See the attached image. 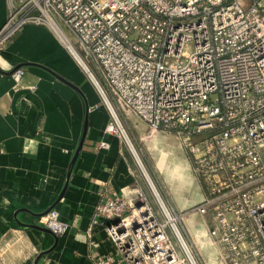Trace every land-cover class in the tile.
<instances>
[{
    "label": "built area",
    "instance_id": "obj_1",
    "mask_svg": "<svg viewBox=\"0 0 264 264\" xmlns=\"http://www.w3.org/2000/svg\"><path fill=\"white\" fill-rule=\"evenodd\" d=\"M30 24L62 33L114 117L107 93L127 116L172 134L204 189L184 213H170L155 191L166 222L141 188L111 194L92 224L115 253L95 263L197 264L177 223L199 217L222 264H264V0H11L0 51ZM24 75L11 72L16 87ZM114 126L109 133L130 142ZM41 225L57 238L71 230L56 209Z\"/></svg>",
    "mask_w": 264,
    "mask_h": 264
},
{
    "label": "crops",
    "instance_id": "obj_2",
    "mask_svg": "<svg viewBox=\"0 0 264 264\" xmlns=\"http://www.w3.org/2000/svg\"><path fill=\"white\" fill-rule=\"evenodd\" d=\"M10 9L11 0H0V30ZM17 68L25 69L19 87L11 76ZM131 117L167 204L178 213L198 205L204 189L179 141ZM112 125L94 84L49 28L26 25L3 47L0 264H37L42 255L38 264H96L97 255L115 253L104 227L93 228L95 210L113 193L142 188L143 178L123 139L109 133ZM52 208L71 226L63 237L33 228L43 227L41 218ZM91 228L97 247L90 246ZM191 230L199 264H222L220 249L208 237L207 221L193 220Z\"/></svg>",
    "mask_w": 264,
    "mask_h": 264
},
{
    "label": "rangeland",
    "instance_id": "obj_3",
    "mask_svg": "<svg viewBox=\"0 0 264 264\" xmlns=\"http://www.w3.org/2000/svg\"><path fill=\"white\" fill-rule=\"evenodd\" d=\"M61 28L63 29V31L67 35V37L74 43L75 40L73 38V35L69 32V30L66 27H64L63 25H61ZM77 48L79 50V47H77ZM85 60L94 69L93 64L89 61V59L85 57ZM94 72L97 73L95 69H94ZM100 83L102 85V81H100ZM95 89H96V91H98L96 87H95ZM107 94H108L110 101H112V103L114 105V109H115V112L117 115V118H116L110 113L111 118H112V122L115 125L114 127L124 130L126 132L128 138H129V140H130V142H129L126 138H122L124 143H125L127 150L130 152V154L133 158L134 164H135L138 172L141 174V176L143 178V187L141 189L143 190V192L147 196L149 203L154 208V210L159 215H161L162 222H166L165 215L163 213V210H162L161 205L159 203V200L157 198L156 192L159 194L160 198L165 203V205L168 208V210L170 211V213H172L173 210L167 204L166 200L163 197V192H162L163 188L159 183L160 179L158 177V174L155 172V170L153 168V166H154L153 161H152V159H148V157H146V155L144 153L143 145L140 142H138V140H137L138 136H136V134H135V129H134L135 124L133 123V121L131 119L132 118L131 115L127 116L123 111L118 109L115 106V103L113 101L111 94H109V93H107ZM143 123L145 126L146 123L145 122H143ZM131 146L135 149L136 153ZM153 187L156 189V192H155V189ZM182 213H184V212H182ZM193 220H199V217L187 218L183 222H178L177 226H178V229H179L180 233L182 234L186 244L188 245L194 259L196 260L197 264H199L198 257L196 255L194 248L192 246V243L190 241V232L192 231L191 229L193 227ZM167 230H168L170 236L172 237L173 241L177 245L178 250L180 251V249H181L180 242L177 240L172 227L168 226Z\"/></svg>",
    "mask_w": 264,
    "mask_h": 264
},
{
    "label": "water",
    "instance_id": "obj_4",
    "mask_svg": "<svg viewBox=\"0 0 264 264\" xmlns=\"http://www.w3.org/2000/svg\"><path fill=\"white\" fill-rule=\"evenodd\" d=\"M62 80H63V79H62ZM70 85H71V84H70ZM71 86H72L73 88H75L76 90L79 91V89H78L77 87H75V86H73V85H71ZM86 127H87V126H86ZM85 129H86V128H85ZM81 148H82V143L80 144V147H79L78 152H77V154H76V156H75V158H74V162H73V163H75V161H76V159H77V157H78V155H79V153H80V151H81ZM52 209H54V208H52ZM52 209H50L49 211H51ZM49 211H48V212H49ZM48 212H47V213H48ZM33 228L36 229V230H40V231H43V232H46V233L52 234L50 230H48V229H46V228H44V227L33 226ZM42 256H43V255H42ZM42 256L39 257V259H38V261H37V264H38V262H39V260L41 259Z\"/></svg>",
    "mask_w": 264,
    "mask_h": 264
},
{
    "label": "bare ground",
    "instance_id": "obj_5",
    "mask_svg": "<svg viewBox=\"0 0 264 264\" xmlns=\"http://www.w3.org/2000/svg\"><path fill=\"white\" fill-rule=\"evenodd\" d=\"M57 31V33L60 35L59 37L62 39V41L63 42H65V43H67L66 41H65V39L62 37V33H60L58 30H56ZM61 41V42H62ZM154 188V187H153ZM155 189V188H154ZM155 191H156V189H155Z\"/></svg>",
    "mask_w": 264,
    "mask_h": 264
}]
</instances>
